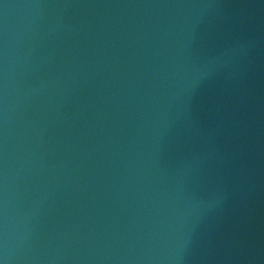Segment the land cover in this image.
I'll return each mask as SVG.
<instances>
[{"label": "water", "instance_id": "95a60500", "mask_svg": "<svg viewBox=\"0 0 264 264\" xmlns=\"http://www.w3.org/2000/svg\"><path fill=\"white\" fill-rule=\"evenodd\" d=\"M0 264H264V0H0Z\"/></svg>", "mask_w": 264, "mask_h": 264}]
</instances>
